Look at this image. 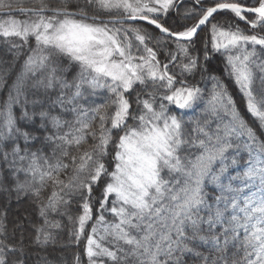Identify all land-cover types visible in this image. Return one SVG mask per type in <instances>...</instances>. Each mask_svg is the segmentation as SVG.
Listing matches in <instances>:
<instances>
[{
    "label": "snow or ice",
    "instance_id": "obj_1",
    "mask_svg": "<svg viewBox=\"0 0 264 264\" xmlns=\"http://www.w3.org/2000/svg\"><path fill=\"white\" fill-rule=\"evenodd\" d=\"M173 12L195 22L173 30L161 19ZM219 13L235 19L224 26ZM138 22L162 35L157 39ZM204 28L210 41L203 60L224 56L247 113L264 129V0H0L2 43L15 54L27 47L23 70L0 106V192L31 197L43 220L28 219L34 235L26 244L24 223L9 233L0 212V264H29L30 248L56 243L50 229L61 224L49 213L68 216V245L78 247L86 237L71 264L85 258L86 264H185L188 255L200 264H264V142L215 76L203 114L187 122L180 115L204 99L188 79L202 67L192 52ZM64 59L79 68L71 81ZM30 78L33 95L43 91V99H28ZM57 87L53 99L48 93ZM104 92L105 101L96 103ZM53 108L73 119L53 115ZM40 130L42 144L53 146L51 157L35 146ZM74 198L76 216L68 211ZM37 264L50 262L42 257Z\"/></svg>",
    "mask_w": 264,
    "mask_h": 264
},
{
    "label": "rangeland",
    "instance_id": "obj_2",
    "mask_svg": "<svg viewBox=\"0 0 264 264\" xmlns=\"http://www.w3.org/2000/svg\"><path fill=\"white\" fill-rule=\"evenodd\" d=\"M185 2H188L186 4H190L191 3V0H185ZM253 2V0H247V3L251 4ZM17 19H25V17L23 16H16ZM163 20V22L166 24V26H168L169 28L173 29V30H179L182 28L183 25L185 24H191V23H194V21H183V19L179 18V17H176V14L173 12L169 15V17L164 20V18L162 17L161 18ZM199 36H202V38H206L207 40L210 41V35L209 33L205 32V30L203 29L202 31L199 32L198 34ZM2 39L3 38H0V50H4L5 49V53L7 54V58L5 57V59H1L0 58V106L3 105V103L8 99V95H9V92L10 90L12 89V85L14 84L15 80L17 79V77L19 76V74L22 72L23 70V64H24V60L26 59V52H27V47H25V49L23 51H21L19 54H15L16 53V49H10V45H7V44H4L2 43ZM15 39V38H13ZM17 43H21L20 41L17 40ZM33 46H34V41L32 42ZM151 46H155L154 48H156V45H155V42H152V45ZM174 47V46H172ZM8 48V50H7ZM161 48H157V51H158V58L160 59L161 63H166L167 62V57L165 55V50L163 49L164 53H162L160 50ZM209 51L211 52V47H210V43H209ZM1 53V52H0ZM214 54H217V53H214ZM219 54V53H218ZM192 55H197V50H193L192 52ZM221 56V54H220ZM223 57L220 58V61H222ZM65 61H67L66 59H64ZM224 60V59H223ZM224 61H222V63H224ZM69 64V67L72 66L73 69H79L78 66H73L71 65L70 62H68ZM176 64L178 65L179 64V60H177ZM63 66H67V64L65 62H63ZM201 71L205 72L204 69L205 67L207 68V71L205 73H209L211 72L212 70H219L222 66L220 64V62H214V61H211V64L210 65H206L204 64V62H202L201 60ZM170 68L173 72H176L178 73L179 72V68L176 66V65H170ZM199 71H197L194 75V77L190 76L188 79H189V82H192L193 84L197 83L198 85L201 84L203 81L205 82L206 81V74H203V77H202V73H199ZM69 73V72H68ZM67 74V73H66ZM73 71H70V77H68L67 79H69V81L71 79H73ZM32 79L33 78H30L28 80V87L25 89V91L28 93V99L31 100L35 97H40L41 99L44 98L43 95V91H40V92H36L35 93V96L33 95L34 93V89L31 88V83H32ZM235 83V82H234ZM236 86V85H235ZM237 87V86H236ZM137 88H139V86H137ZM237 90L238 92L240 93V95L243 96V94L240 92V90L238 89L237 87ZM59 92V88L57 87L56 89L54 90H50L49 91V95H56L57 93ZM14 94V93H13ZM101 95L99 94L97 96V98H100ZM132 100H133V109H136V104H135V93H132ZM45 107H47V105H45ZM53 109H58V108H53ZM14 114L15 116L17 117V119L19 118L20 116V112H21V109L19 106H15L14 107ZM28 110L31 111L32 110V105L29 104L28 105ZM173 110L177 113L180 112V110L178 109H175L174 106H173ZM52 111V109H51ZM37 120L39 121V117L37 116L36 117ZM19 123L23 124L24 128L25 126L27 125L26 123L22 122V121H19ZM129 123H132V121H129ZM42 131V130H40ZM39 132V131H38ZM110 159V166H111V158L108 157ZM107 159V157L105 158ZM23 175V174H21ZM23 178L24 175H23ZM107 178L105 177V180ZM103 182H101V187L99 188H96V191H95V195H99L101 190H102V185H103ZM52 191V190H51ZM51 191H49L50 193H48L47 196H49L51 194ZM43 197V195H42ZM17 199L15 197V195L13 194V196L10 198L6 193H3L2 192V195L0 194V212H6V225H7V228H8V231L9 233H11L13 227L18 223V222H23L24 223V227L25 229H31L32 230V227L29 225L28 223V219L30 218L32 223L33 224H41L42 223V219L39 218L37 215H33V209H32V206H33V203L32 201H30V203L28 202H23L19 205H15V206H11L9 205L8 202L12 201V200H15ZM28 201V200H26ZM78 209H79V203H78V198H74L73 200V206L68 209L69 213L72 215V216H76L78 215ZM63 216H67V215H60L59 217V221L61 224H63V222L60 220V218H62ZM68 217V216H67ZM109 219H111V217L109 216L108 217ZM55 220H57L56 217H54ZM65 222V221H64ZM72 225V224H71ZM63 226V225H62ZM65 229V228H63ZM69 229H65L63 232H57L58 235L55 234V236L59 238V241L53 245H58L62 250H60L61 252H65L64 255L67 253L68 255L71 256V258L73 257V255L77 252V251H80L82 253L83 251V245L84 243L86 242V237L84 240L81 241V244L77 247L76 245H68L67 244V241L69 239ZM19 235V233H17V236ZM34 235V233H32V236ZM31 236V237H32ZM28 232L25 231V243H29L28 241ZM66 238V240H64L62 242V239L63 238ZM31 240V239H30ZM52 245V246H53ZM69 247H72V249H70ZM40 248H30L29 251L31 253V257H39V256H43L45 257L46 254H49L51 256H55V257H52V258H56V256H61V252L59 253L58 251L56 252H52L51 250H48V251H51V252H45L44 254H42L39 250ZM70 249V250H69ZM65 250V251H63ZM61 254V255H60ZM47 255V256H49ZM51 261V260H50ZM57 262V261H56ZM59 264H64V259H61L58 261ZM55 262L53 263H50V264H54ZM71 264V260H70V263ZM85 264H86V258H85Z\"/></svg>",
    "mask_w": 264,
    "mask_h": 264
},
{
    "label": "trees",
    "instance_id": "obj_3",
    "mask_svg": "<svg viewBox=\"0 0 264 264\" xmlns=\"http://www.w3.org/2000/svg\"><path fill=\"white\" fill-rule=\"evenodd\" d=\"M185 3H188V2H185ZM17 16H19V15H17ZM176 17H178V16L176 15ZM234 19H235L234 17H231V14L219 13V14L216 15V21H219L224 26H227V24L230 21H234ZM189 21H194V20H189ZM216 21H213V22H216ZM138 24L140 26H142L145 30H147L150 33L154 34L157 37V39L160 38L161 34L158 31L154 30L153 28H151L148 25H145V24H142V23H139V22H138ZM240 26H241L242 30H244L246 33L251 34L252 31H253L250 28H248L247 25L243 24V22L240 23ZM204 30H205L206 33L208 32V29L207 28H204ZM261 34H264V33H261ZM195 39H196V43H195V47L194 48H195V50H197L199 52V54L201 56L202 62H204V64H206V65H210L211 64V61L220 62V64H221L222 67L219 70H215V71L212 70L209 73H205V72H203L201 70L198 72V74L199 73H202V72H203V74H206V81L205 82L203 81L199 85L197 83H195L196 86L200 87L203 90V97H204V99H202L199 102L198 106H194V108L192 110H188L186 113H180L179 112L180 115H182L183 119L187 122V121H191L193 119L199 118L203 114L204 109H205L206 100L209 97V95H210V93H211V91L213 89V80L210 79V77L215 76L217 78V80L225 86V88H226L227 92L229 93V95L232 96V98H233V100H234V102H235L238 110L241 112V114L244 115L245 118L249 121V123L254 127L258 140L264 142V129H261L259 127V125L256 124L253 121V118L247 113V111H246V105H245V101H244V97L242 95H240V93L237 90V87L235 86L234 80L225 71V62L222 63V61L225 60L224 56L223 55L220 56V54H218V53L217 54H214L213 53L211 55L209 61L208 62H205L203 60V50H204V42L207 39L206 38L203 39L202 36H199V35ZM7 50H8V48H7ZM160 50H162L161 52L164 53L163 49H160ZM4 51H5V49L2 50V51L0 50V52H1L0 53V58L1 59H5V57L7 58V54ZM262 55H264V54H262ZM221 57H223L224 60L222 59V61H220V58ZM63 62H65L67 64V66L64 67L65 68V76H66V78L70 77V71H73V73H74L73 74V77H75L77 75V73L79 72V69L76 70V69H73L72 66L69 67L68 61L63 60ZM190 83H192V82H190ZM260 90H261L260 84H259V81H257L256 91L257 92H260ZM100 95H101L100 98L95 97L96 103H103L105 101V99L107 98V96H108V94L106 92L101 93ZM51 96H52L53 99L55 98V95H51ZM43 97H44V95H43ZM37 110H39V109H37ZM51 112H52L53 115H57V114L58 115H61L64 119L69 120V121L73 119V117H72V115L70 113H61V111H60L59 108L58 109H52ZM18 122H19V120H18ZM19 124H20L21 127H24L23 124H21V123H19ZM187 126L188 127H191L190 124H188ZM214 126L215 125H213V127ZM29 127H30V125H28V124L25 126V128H29ZM36 127L39 128V121L37 120V118H36ZM42 131L36 132V135L39 136L41 143H36L35 146L37 148L43 147L44 154L47 155V156H49V157H51L52 156V148H53V146H51V145H43L42 144V141H43V136L41 134ZM89 143H91V138H89ZM85 147H87V145H85ZM106 161L109 163V166H110V159L108 157H107ZM243 166H244V162L241 161L239 167L240 168H243ZM238 170L239 169H233L232 171H238ZM3 179H5V176L4 175H0V180H3ZM20 179L21 180L24 179L23 178V175H20ZM8 183H11V181H8ZM51 190H52V186L49 184L45 188L44 192L42 193L43 198H46L47 195H48V193H50L49 191H51ZM0 194L2 195V192H0ZM26 200H28V201H26ZM30 201H32L31 200V197L24 196V197H21L19 200L18 199H15V200H12V201H10L8 203L11 206L12 205L15 206V205H19V204H21L23 202L30 203ZM72 206H73V203L69 206L68 209H70ZM32 209H33V213H34L33 215L34 216L37 215L40 218V216L38 215V212L36 210V206L34 204L32 206ZM54 217H56L57 220H55ZM59 217H60V214L59 213H49V219L52 220V221H59ZM60 220L63 222V224H61L60 221H59V223L61 224V227L60 228H58V229H50V231H52L53 234L55 232V234L58 235V236H59V234H57L56 231L60 233V232H63L65 229L67 230L69 228L70 229L72 228V225H71L72 223L69 221V219H68L67 216H63L62 218H60ZM42 223H43V221H42ZM63 228H65V229H63ZM26 231L28 232V236H29L28 237V241L30 242V239L32 238L31 237L32 236V233H34V229L33 228H32V230L31 229H27ZM59 238L60 237H58V238L56 237V243L59 241ZM64 240H66L65 237L62 239V242ZM52 245L53 244L50 243L45 248H40L39 250H40V252L42 254H44L45 252H51V251L52 252H56V251L59 252L60 250H62L57 244L56 245H53V246ZM69 248L72 249V247H69ZM48 250H51V251H48ZM200 250L202 252H205V253L207 252V249L206 248H203V247H201ZM63 251H65V250H63ZM64 253L65 252H61L62 255L60 254L61 256H58V257L56 256V258H52V257H55V256H51L49 254H46L44 258L48 262H50V263L55 262L54 264H59L58 261L61 260V259H64V264H69L70 263V260H72V258L67 253L64 255ZM47 255H49V256H47ZM42 257L43 256H39V257H36V256L31 257L30 256V258H29V264H37V261H41V258ZM184 261H185V264H200V261H199L198 258H196L194 256H190V255L185 256Z\"/></svg>",
    "mask_w": 264,
    "mask_h": 264
},
{
    "label": "water",
    "instance_id": "obj_4",
    "mask_svg": "<svg viewBox=\"0 0 264 264\" xmlns=\"http://www.w3.org/2000/svg\"><path fill=\"white\" fill-rule=\"evenodd\" d=\"M139 23H142V24H145V25H147L146 24V22H139ZM148 26H150V25H148ZM151 28H153V26H150ZM154 29V28H153ZM156 31H158V30H156ZM162 35V34H161Z\"/></svg>",
    "mask_w": 264,
    "mask_h": 264
}]
</instances>
